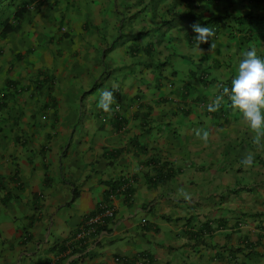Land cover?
Masks as SVG:
<instances>
[{"label":"crops","instance_id":"obj_1","mask_svg":"<svg viewBox=\"0 0 264 264\" xmlns=\"http://www.w3.org/2000/svg\"><path fill=\"white\" fill-rule=\"evenodd\" d=\"M18 7L5 0L0 20ZM11 24L0 38V264H264V150L228 103L207 110L245 51L264 59V0H35ZM193 24L215 33L202 53ZM103 89L115 96L107 114ZM121 177L134 183L115 196L106 234L86 254L61 251Z\"/></svg>","mask_w":264,"mask_h":264},{"label":"clouds","instance_id":"obj_2","mask_svg":"<svg viewBox=\"0 0 264 264\" xmlns=\"http://www.w3.org/2000/svg\"><path fill=\"white\" fill-rule=\"evenodd\" d=\"M30 6L28 7L29 10ZM18 9V8H17ZM248 17H251L248 15ZM245 18V17H243ZM248 21V19H244ZM192 31L196 34V50L202 53L199 45L208 43L210 38L215 35L214 31L209 27H201L199 24H193ZM140 34L139 36H137ZM145 32L137 33L134 38L141 37ZM210 47H215L211 45ZM117 86L113 85V89ZM219 94L215 96V99L208 105L207 110L209 112L217 111L223 104L228 103L229 106L234 110L238 111L243 121L246 123L247 127L253 133L252 144L258 150H264V59L257 56L255 48H251L243 53V59L239 62L237 75L231 80V85L225 83H219ZM227 97V101H225ZM115 103L114 92L109 89H103L100 91L98 100L96 102V107L104 113L112 112V105ZM120 108L118 105L114 106V113L119 112ZM195 136L201 140L204 144H207L211 138V132L207 129H197L195 130ZM240 163L246 167L250 168L254 164V154L248 152L241 159ZM163 164V163H162ZM150 169H153L156 164L151 163L148 165ZM171 170V167L166 164V169L164 168L163 174L165 178ZM157 173L151 176L152 181H157ZM118 187L109 190L105 199L98 204L96 210L86 219L82 221L74 236L66 243L69 248L71 245H77L79 242H83L87 245L85 252L81 254L88 253L93 246H96L97 242L101 239L107 232L108 223L115 217V208L113 206V200L116 195L126 196L130 193L134 179L130 178H119ZM180 196L186 201L191 202L192 196L185 188L181 187L178 189ZM220 222L210 225L209 227L215 228L214 232L220 228L217 226ZM213 232V233H214ZM212 233V234H213ZM211 234V235H212ZM203 237H209L207 234L203 233ZM210 235V236H211ZM77 247V246H75ZM65 249V250H66ZM64 250V251H65ZM72 251V250H71ZM121 259H116L120 261Z\"/></svg>","mask_w":264,"mask_h":264},{"label":"trees","instance_id":"obj_3","mask_svg":"<svg viewBox=\"0 0 264 264\" xmlns=\"http://www.w3.org/2000/svg\"><path fill=\"white\" fill-rule=\"evenodd\" d=\"M13 1V0H12ZM35 0H19V7H18V9L16 10V12H15V14H14V16H13V18L12 19H10V18H4V19H2V20H0V38H2V37H5L7 34H9V33H12V32H14L15 31V28H14V26L11 24L12 23V21H21L22 20V18L25 16V15H27V13L29 12V10H28V7L34 2ZM4 3H5V0H0V13L2 12V4L4 5ZM1 19V18H0ZM244 19H246V18H243V19H239L237 22L239 23L241 20H244ZM249 19H251V17H248V20ZM140 34H138L137 36H139ZM139 38V37H138ZM93 89L94 88H92V91H93ZM154 164V163H153ZM156 178H158V173H157V177ZM151 179V178H150ZM149 179V180H150ZM152 180V179H151ZM120 180H118V181H114L113 183H112V185H111V188H110V190H113V189H115V188H117L118 187V182H119ZM151 182V181H150ZM220 227H222V225L221 224H219L218 226H217V228H220ZM215 228L216 227H214V228H211V227H209V226H203L201 229H200V234L202 235L203 233H205V234H207L208 236H210L213 232H214V230H215ZM196 236H198V235H196ZM69 246H71V247H73V249H72V251H71V253H83V252H85V249H86V247H87V245L85 244V243H83V242H79V243H77V245H69ZM75 246H77V247H75ZM66 249V247H61V251H64Z\"/></svg>","mask_w":264,"mask_h":264}]
</instances>
